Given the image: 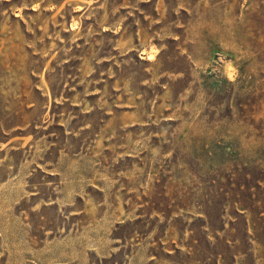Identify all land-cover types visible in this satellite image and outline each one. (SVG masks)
Wrapping results in <instances>:
<instances>
[{
	"label": "rangeland",
	"instance_id": "1",
	"mask_svg": "<svg viewBox=\"0 0 264 264\" xmlns=\"http://www.w3.org/2000/svg\"><path fill=\"white\" fill-rule=\"evenodd\" d=\"M264 264V0H0V264Z\"/></svg>",
	"mask_w": 264,
	"mask_h": 264
},
{
	"label": "crops",
	"instance_id": "2",
	"mask_svg": "<svg viewBox=\"0 0 264 264\" xmlns=\"http://www.w3.org/2000/svg\"><path fill=\"white\" fill-rule=\"evenodd\" d=\"M36 260H49V261H54V262H58L59 264H68V262L74 260L73 257L69 256L68 254H66L65 252L63 254L57 255V256H53V257H45L42 256L41 258H36Z\"/></svg>",
	"mask_w": 264,
	"mask_h": 264
}]
</instances>
